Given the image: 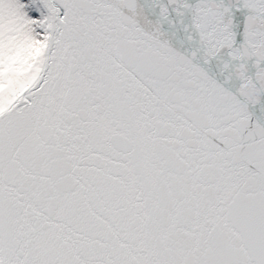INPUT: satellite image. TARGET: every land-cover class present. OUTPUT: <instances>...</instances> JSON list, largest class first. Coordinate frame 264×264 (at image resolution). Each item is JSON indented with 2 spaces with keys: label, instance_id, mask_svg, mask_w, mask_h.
<instances>
[{
  "label": "snow or ice",
  "instance_id": "1",
  "mask_svg": "<svg viewBox=\"0 0 264 264\" xmlns=\"http://www.w3.org/2000/svg\"><path fill=\"white\" fill-rule=\"evenodd\" d=\"M0 264H264V0H0Z\"/></svg>",
  "mask_w": 264,
  "mask_h": 264
}]
</instances>
